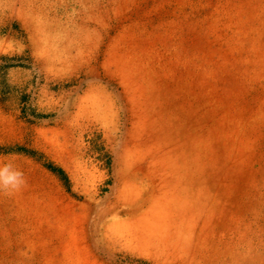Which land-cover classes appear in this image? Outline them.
<instances>
[{
    "label": "rangeland",
    "instance_id": "1",
    "mask_svg": "<svg viewBox=\"0 0 264 264\" xmlns=\"http://www.w3.org/2000/svg\"><path fill=\"white\" fill-rule=\"evenodd\" d=\"M0 264H264V0H0Z\"/></svg>",
    "mask_w": 264,
    "mask_h": 264
},
{
    "label": "clouds",
    "instance_id": "2",
    "mask_svg": "<svg viewBox=\"0 0 264 264\" xmlns=\"http://www.w3.org/2000/svg\"><path fill=\"white\" fill-rule=\"evenodd\" d=\"M16 180V174L8 172L7 169L0 170V182L11 185Z\"/></svg>",
    "mask_w": 264,
    "mask_h": 264
}]
</instances>
